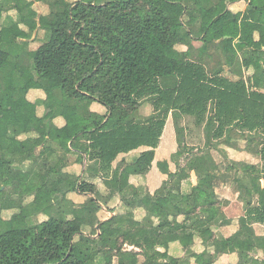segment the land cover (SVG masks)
Instances as JSON below:
<instances>
[{
  "label": "trees",
  "instance_id": "1",
  "mask_svg": "<svg viewBox=\"0 0 264 264\" xmlns=\"http://www.w3.org/2000/svg\"><path fill=\"white\" fill-rule=\"evenodd\" d=\"M192 1L200 0H0V18L14 12L7 18L11 37L0 36V113L8 101L20 104L14 125L0 121V213L23 217L0 224V264H172L168 246L186 247L184 238L191 233L201 238L205 251L225 241L223 251L236 253L237 264H264L253 256L260 252L264 258V233L256 235L253 227L264 222V142L260 165L251 166L250 177L238 172L231 178L225 173L218 176L207 164L212 155L229 154L242 139L251 145L255 138H264V1L249 0L240 26L237 20L231 25L199 26L196 34L204 40L203 54L190 55L178 46L189 27L184 17L197 14L190 9ZM36 2L48 7L41 25ZM221 27L231 31L226 32L229 39H222L225 32L216 36ZM255 32L258 40L246 45V38ZM34 33L42 41L29 51L27 40ZM236 37L240 48L250 49L244 66L258 64L248 84L208 73L201 60L209 48L233 52ZM31 90L44 94L42 106L52 109L51 118L37 115L38 104L27 99ZM93 103L105 113H92ZM144 104L152 112L161 108L165 112L146 122L139 114ZM169 113L177 138L169 161L175 170L151 194L129 180L145 174L139 160L153 161ZM54 117H61L65 125L56 127ZM107 119L118 124L114 131L102 129ZM208 119L216 123L211 147H187L186 131L188 140L193 131L201 140ZM182 120L191 124L186 127ZM22 134L28 137L20 143L16 138ZM10 145L28 151L18 156ZM54 147L63 151L56 162ZM69 147L86 156L80 180L62 172ZM137 150L142 152L128 161ZM35 155L43 157L41 164L31 161ZM24 161H30L25 170ZM191 173L196 177L195 194L184 200L181 184L190 182ZM41 174L46 180H39ZM214 177L222 185H237L233 197L244 208L238 230L225 239L212 232L213 227L229 223L221 209L228 201L216 195L210 182ZM70 193L84 196L85 201L75 205ZM28 197L31 202L25 201ZM119 204L125 212H117ZM77 208L86 210L87 221L75 215ZM100 210L115 213L112 224L117 235H97ZM141 211L143 217L137 214ZM176 222L183 228L174 230ZM125 244L138 251L126 250ZM190 262L186 255L176 264Z\"/></svg>",
  "mask_w": 264,
  "mask_h": 264
},
{
  "label": "crops",
  "instance_id": "2",
  "mask_svg": "<svg viewBox=\"0 0 264 264\" xmlns=\"http://www.w3.org/2000/svg\"><path fill=\"white\" fill-rule=\"evenodd\" d=\"M37 1V0H35ZM71 1H76V0H71ZM97 1V0H95ZM264 1V0H263ZM34 9L38 13V18L37 22L38 25H41L45 23V14L47 13L48 7L36 2L34 4ZM190 9L191 10H197V14L194 16H185L184 17V23L188 24L189 27H186L184 30V33L180 36V45L178 46V49L180 52L183 53H188L190 55H200L203 54L204 50V40L202 38V35L200 34L197 36L196 30L199 26L202 24H215V22H219L223 24L228 23V25H231L232 22L236 21L237 26H240L242 21L246 19L248 10H249V0H200V1H195V3L192 1L190 2ZM8 17H14V12L13 11H8L6 13H3L2 17L0 18V36L10 38L11 37V31L7 27V18ZM225 20V21H224ZM255 20L259 21L258 18ZM263 20V19H262ZM252 24H256L254 21L249 20ZM218 30V29H217ZM222 30V31H220ZM223 32H225L224 36L222 39H229L230 36L226 35V32H231L226 29V27H221L219 31L216 33V36L221 35ZM258 40V34L255 32L252 36H249L246 38L245 43L246 45H249L252 42H256ZM42 38L40 35L34 33L30 39L27 40V45H28V50L29 51H34L36 50L40 44H41ZM232 50L233 52H229V50L226 48L225 50L223 47H213L209 48L206 53L202 56V63L205 64V69L208 73H218L220 77H223L225 79H228L232 82L237 81L238 79H242L245 81L246 84H248V80L254 73V69L258 67L257 62H252L249 67H245L243 64V58L244 55H246V52H248L250 49L249 48H240L238 45L242 43L239 41V37H236L232 40ZM219 40H215V43H218ZM262 53H264V48L262 49ZM214 56V58H213ZM27 99L31 103H37V115L39 117L45 116L48 118L52 117V109L51 108H44L42 106V102L45 99L44 94L40 90H31L27 94ZM20 104L17 102L13 101H8L6 109L0 113V121L7 124V125H14L16 122L15 119V113L19 109ZM89 110L92 113L95 114H104L105 109L100 106L97 103H93L90 105ZM165 112V108H161L157 112H152L150 106L148 104H144L140 110L139 114L144 117L146 122H150L154 119H160L163 116V113ZM171 121L172 122V128L175 133L174 129V124L173 120L171 117V114H168V119L167 122ZM166 122V123H167ZM53 123L56 127L61 128L65 125V121L61 117H54L53 118ZM212 123V124H211ZM208 124L212 125V130L211 132V140L209 143L204 142L203 147L205 149H208L211 147L213 143V132L216 129V123L211 120H207L206 123L204 124L202 128V134H201V139H204V129L205 131L208 129L207 127ZM118 124L114 119H107L105 124L103 125V130L104 131H114L117 128ZM39 132L42 134L43 133V128L39 129ZM173 133V136H174ZM31 137H36L35 134L29 135ZM28 136L25 134H22L16 138V140L20 143L25 141ZM162 138V137H161ZM176 142L175 137L171 138L169 141V145L165 148L163 153H166V156H164L161 160L158 156L160 149H162V143L160 142L157 149L155 150V155L154 159L151 163H146L143 160H139L137 162V165L140 166L141 170L144 175H138L129 180L130 184H133L135 186H142L145 187L151 194L154 193V191L161 185V183L165 179H169L171 177H167L165 174L169 173L170 175L173 174L175 167H172L170 164V157L173 153L176 152L177 146L174 143ZM205 141V140H204ZM175 144V145H174ZM69 146V144H67ZM70 148V147H69ZM9 149L12 153L17 154L18 156H24L27 153V149L22 146H13L10 145ZM234 152L236 151L234 148H232ZM55 153L53 154V160L56 162L58 161V156L62 157L63 151L59 150L58 148L54 147ZM41 151V147L37 149V154H39ZM142 152V150H137L136 152L130 154L128 161L135 160L136 157L138 156V153ZM239 152H244L241 150H237V153ZM65 160L67 161L66 166L63 167L62 172L65 174H69L73 177L78 178L80 180V177L83 175L85 166L87 165L86 162V156L84 154H81L78 150L76 149H71L69 153L64 154ZM239 157H244L242 153L239 154ZM43 157L35 155L33 162H36L38 164H41ZM241 159V158H240ZM30 160V159H29ZM211 162L214 164H221L216 161L215 156L212 155L211 158L207 161L208 167L215 171L214 167L211 166ZM153 163H158L159 165L163 166L156 168L155 170V175L158 177V180H154V183L151 184L153 186L152 188L150 187V182H148V173L153 170L152 167H150L151 164ZM234 168H237L239 163H235ZM116 163L113 165L115 167ZM30 166V161H24L22 163L21 169L25 170L29 168ZM239 167V166H238ZM163 170V171H162ZM238 171V170H237ZM241 172L238 171V175H240ZM39 180L44 181L46 180V177L41 174L39 176ZM217 180H219L217 178ZM217 180L212 178L210 182L212 183L213 187L215 188L216 195L220 196L219 199H224L228 201V204H225L222 209V212L224 213L226 219L229 221V223L225 226H215L212 228V232L214 234V237H222V238H227L231 235H233L237 230H238V219L240 216L244 215V212L241 215L238 216H229L226 212V208L230 205H234L233 209H235V206H238V204H241V201L238 200L237 198L233 197L234 191L232 190V187L225 184L222 185ZM95 184L99 183V179L96 178L93 181ZM0 184H3V180L0 179ZM196 184V177L194 173H191V178L190 182H182L181 184V190L183 191V199L184 200H189L194 194H195V189L194 186ZM261 185L263 186L264 183L261 180ZM68 198L77 206L82 205V203L85 201L84 196L77 195L74 193H70L68 195ZM26 202H31L32 197H28L25 200ZM117 203H120L119 200L117 199ZM118 213H123L125 212L124 209L118 205ZM79 213H81L79 215ZM114 212L110 211H105V210H100L97 214V217L100 220V223L96 226V231L97 235H101L103 238L107 237H113L118 234V231L114 229L113 224H112V218L114 216ZM138 215L140 214L141 217H143L144 213L141 211L140 213H137ZM75 215L82 219L83 221L88 220V216L86 214V210L84 209H79L77 208L75 210ZM102 216V217H101ZM14 221H23V217L17 213L13 212H7L3 211L0 213V224L2 225H10ZM106 222L110 225V231L105 233L103 231V226L106 224ZM257 227H254L255 234L261 235L264 233V222H259L257 221ZM174 230H180L183 228V225L176 222L173 225ZM131 236H128L127 239H130ZM84 241H86V238H82ZM185 240V245L186 247L182 248L180 245H176V243H171L168 246V255L173 258L172 264H176L179 260H182L184 256L189 255L191 258L190 264H237L238 262V257L236 253H227L224 252L223 250L227 249V244L226 242L220 243V247H209L208 251H205V246L201 241V238L195 237L194 234H188L184 238ZM213 241H216L215 239ZM124 248L128 251H138V248L125 244ZM187 252V254H186ZM254 259H256L259 263H262L264 258L262 253L257 252L256 255H253ZM196 262V263H195Z\"/></svg>",
  "mask_w": 264,
  "mask_h": 264
},
{
  "label": "rangeland",
  "instance_id": "3",
  "mask_svg": "<svg viewBox=\"0 0 264 264\" xmlns=\"http://www.w3.org/2000/svg\"><path fill=\"white\" fill-rule=\"evenodd\" d=\"M188 123L191 124L187 120H185V121L182 120V125L187 127ZM211 124H208L209 127H207L208 129L206 131H205L206 128L204 129V133H205L204 137H203L204 139H201V140L198 139V137L194 134L195 131H193V134H191L192 139L188 140L190 135H189L188 130H187L186 134H185L186 135L185 142L187 144V147H197V146H199V144H200L201 147H203V143L204 142L209 143V141L211 140V136H210L211 132H209V130L210 131L212 130V125ZM163 131L164 132H163L162 138L160 139V142L162 143V147H161L162 149H160V152L158 154L160 160L164 156H166V153H163V152H165L163 148H165V150H166V147L169 145V141H170L171 138L175 137L176 142L174 140L173 141H174V143L177 146V138H176V134L173 131L172 122L171 121H168L166 123ZM173 133H174V136H173ZM201 134H202V132H201ZM263 142H264V138H255L251 142V145H246V139H242L237 145L236 144L233 145L232 148H234L236 150L235 152H234L233 149H231L229 151V154L228 153L226 154V152H225L224 155L221 154L223 157H215L217 162H219V163L222 162V163L217 165V164H214L213 162H211V166H213L214 169H215L214 172L218 176H220L222 173H225L223 175H226V177L231 178V176L233 174H235L238 171H240L241 173H246L247 176L250 177L248 172L250 171L251 166H256V165L259 166L260 165L259 156H260L261 143H263ZM237 150H241V151H244V152L237 153ZM240 153H242L244 155V157H239ZM186 154H184V156ZM184 156H183V158H184ZM180 162L184 163L182 158L180 159ZM234 162L235 163L238 162L239 163V165H238L239 167L237 166V168H234V166H235ZM161 165H159L158 163H153V164L150 165V167H152L153 170H151V172H149L147 174L148 175L147 177H148V182H150L149 184H150L151 188L153 187V186H151V184L154 183V180H158V177H156V175H155V170H156V168H158V166H159V168L163 167ZM165 175L167 177H171L173 174L170 175L169 173L168 174L166 173ZM214 178L217 180V177H214ZM217 182H219V180H217ZM231 187H232V190L235 191L236 188H237V185L234 184ZM233 207H234V205L233 206L229 205L226 208V211H227L226 213L229 216H238V215H241L244 212V208H243V203L242 202H241V204H238V206H235V209H233ZM80 214L81 213H79V215ZM109 227H110V225L106 222V224L103 226L102 229H103V231L105 233H107V232L110 231ZM82 240H84V239H82Z\"/></svg>",
  "mask_w": 264,
  "mask_h": 264
}]
</instances>
